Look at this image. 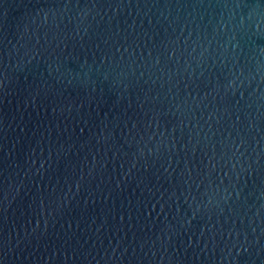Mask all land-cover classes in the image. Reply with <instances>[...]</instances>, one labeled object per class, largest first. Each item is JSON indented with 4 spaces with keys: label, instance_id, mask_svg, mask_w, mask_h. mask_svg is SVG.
Returning <instances> with one entry per match:
<instances>
[{
    "label": "water",
    "instance_id": "1",
    "mask_svg": "<svg viewBox=\"0 0 264 264\" xmlns=\"http://www.w3.org/2000/svg\"><path fill=\"white\" fill-rule=\"evenodd\" d=\"M0 264H264V0H0Z\"/></svg>",
    "mask_w": 264,
    "mask_h": 264
}]
</instances>
